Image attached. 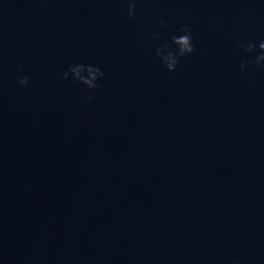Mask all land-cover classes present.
Listing matches in <instances>:
<instances>
[{
	"label": "water",
	"instance_id": "1",
	"mask_svg": "<svg viewBox=\"0 0 264 264\" xmlns=\"http://www.w3.org/2000/svg\"><path fill=\"white\" fill-rule=\"evenodd\" d=\"M185 24L196 50L168 71ZM249 40L264 0H136L134 20L128 0H0V264H264ZM77 63L102 87L64 79Z\"/></svg>",
	"mask_w": 264,
	"mask_h": 264
},
{
	"label": "clouds",
	"instance_id": "2",
	"mask_svg": "<svg viewBox=\"0 0 264 264\" xmlns=\"http://www.w3.org/2000/svg\"><path fill=\"white\" fill-rule=\"evenodd\" d=\"M128 15L130 19L134 20L136 18V0H128ZM158 23L167 29L168 24L166 19L161 18ZM179 32L182 34L171 36V43H164L156 49L157 56L161 58L168 71H176L181 58L196 50L191 26L185 24L180 27ZM152 36L156 40H163L165 33L158 31L152 33ZM237 44L245 53H253L257 47L261 50L254 59L241 60L240 67L242 69L247 68L249 65L264 69V41H260L258 45L255 41L251 40L247 42L238 41ZM173 45H175V48H173ZM19 67L23 68V62H21ZM104 75L105 73L100 67L83 63L74 64L63 72L64 79H74L93 90L102 87L99 81L102 80ZM30 80V76L23 75L19 78L18 83L22 87H28ZM249 86L254 87L255 83L252 82ZM88 99L93 100L94 96L90 95Z\"/></svg>",
	"mask_w": 264,
	"mask_h": 264
}]
</instances>
